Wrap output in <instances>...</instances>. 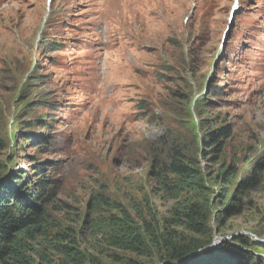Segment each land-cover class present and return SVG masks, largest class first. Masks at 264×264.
I'll return each instance as SVG.
<instances>
[{
  "label": "rangeland",
  "instance_id": "obj_1",
  "mask_svg": "<svg viewBox=\"0 0 264 264\" xmlns=\"http://www.w3.org/2000/svg\"><path fill=\"white\" fill-rule=\"evenodd\" d=\"M234 1L237 9L228 22ZM42 40L60 48L47 54ZM33 67L57 109L50 112L53 128L43 131L53 142V155L38 157L58 171L55 216L66 227L78 230L97 187L105 185L106 195L124 206L148 191L141 143L156 139L162 129L142 117L137 104L144 102L149 116L164 118L161 104L170 102L177 87V81L165 82L172 75L201 91L220 88L216 108L200 111L218 119L216 126L231 125L232 145L249 152L256 147L257 154L240 156L244 167L245 159L264 150V0H0V138L9 140L18 128L15 88L25 77L15 78V72L30 74ZM209 102L217 104L214 98ZM192 112L198 125L195 107ZM13 145L0 151V161L14 159L15 173H27L35 152L23 142L12 156ZM200 162L214 173L213 161ZM152 202L159 214L168 207L156 198ZM263 206L264 180L244 213L222 223L225 233L212 245L233 235L259 242L253 232L262 231ZM81 247L110 253L89 227Z\"/></svg>",
  "mask_w": 264,
  "mask_h": 264
},
{
  "label": "trees",
  "instance_id": "obj_2",
  "mask_svg": "<svg viewBox=\"0 0 264 264\" xmlns=\"http://www.w3.org/2000/svg\"><path fill=\"white\" fill-rule=\"evenodd\" d=\"M39 46L46 47L47 54L60 48L47 40ZM34 68L30 74L15 72V78L25 77L15 88L19 93L13 121L18 128L9 140L0 138V151L10 141L16 143L12 156L23 142L35 152L27 160V173H15L14 159L0 161V264H264V224L259 225L262 231L253 232L259 242L236 236L197 253L225 233V220L244 213L246 201L264 180V150L258 158L245 159L249 167H244L242 160L257 154L256 147L249 152L243 145H232L231 125L222 121L216 126L218 119L200 111L216 108L220 88L195 89L194 82L173 76L170 69L172 77L165 82L177 81V87L168 95L171 103L161 104L165 117L153 118L144 102L137 104L141 116L162 129L159 137L141 143L148 191L124 206L106 195L105 185L95 188L99 192L91 194L89 211L76 230L56 218L61 181L55 164L38 157L53 155V142L43 131L53 128L50 112L57 109L41 89L42 76ZM196 92L204 94L194 101ZM211 98L217 104L210 103ZM194 107L198 125L191 121ZM3 127L0 123V130ZM200 160L213 161L214 173L208 174ZM155 198L168 205L164 213L159 214ZM88 227L101 235L109 255L82 249Z\"/></svg>",
  "mask_w": 264,
  "mask_h": 264
},
{
  "label": "water",
  "instance_id": "obj_3",
  "mask_svg": "<svg viewBox=\"0 0 264 264\" xmlns=\"http://www.w3.org/2000/svg\"><path fill=\"white\" fill-rule=\"evenodd\" d=\"M236 235H233V236H231V238H233V237H235ZM226 240V238H224L223 240H220V241H225ZM219 243V242H218ZM218 243H216V244H214V245H212V246H210V247H208V248H205V249H201V250H199L197 253H202V252H204V251H208V250H210L211 248H213L214 246H216V245H218Z\"/></svg>",
  "mask_w": 264,
  "mask_h": 264
}]
</instances>
